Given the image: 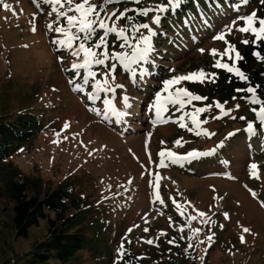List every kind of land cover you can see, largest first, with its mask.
<instances>
[{
	"label": "rangeland",
	"instance_id": "374dc122",
	"mask_svg": "<svg viewBox=\"0 0 264 264\" xmlns=\"http://www.w3.org/2000/svg\"><path fill=\"white\" fill-rule=\"evenodd\" d=\"M235 1L226 10L228 16L209 22V36L202 27L192 32L198 33L197 40L178 37L177 49L168 44L162 50L172 58L157 56L161 52L156 49L152 72L143 81L134 84L128 74L116 76L115 83L125 87L110 98L118 109L123 107L124 95L132 104L128 111L133 114L122 123L115 117L102 119L90 110L103 107L102 100L93 104L88 99L91 84L79 93L69 82L81 83L84 72L74 76L71 64L75 58L58 51L51 42L59 37L47 27L56 20L50 7L43 0H4L11 8L0 5V122H14L24 115L33 117L37 128L30 138L15 145L0 168V264H26L28 253L48 235L49 224L41 221L27 238L16 237L15 204L10 200L13 190H8L11 183L26 186L24 199L43 198L63 189L68 196L64 199L70 208L68 215L75 213L71 206L77 203L91 245L69 264H264V207L260 203L264 180L250 175V165L256 163L264 176V132L252 135L247 131L249 123L257 126L260 122L255 121L259 119L241 92L234 91L235 96L224 102L220 96L218 101L210 97V92L220 93L221 79L227 73L213 67L219 57L210 55V50L223 52L226 47L213 36L239 16L255 11L264 17L260 0ZM94 2L99 5L101 0ZM234 8L241 13L233 14ZM107 11L119 15L115 6L109 5ZM117 23L122 26L120 20ZM147 23L155 26L153 18ZM143 33L151 35L146 30ZM245 38L254 39L235 29L226 35L240 53ZM200 48L205 50L203 54ZM225 62L232 63L227 57ZM201 69L215 73L216 81H185L180 87L207 99L193 101L182 110L173 108L165 114L167 123H155L154 97L162 91V81ZM96 70L103 73L105 69ZM201 107L210 109L200 116L201 130L209 135H197L187 118L183 122L188 127L179 126L184 112ZM65 123L70 125L67 130ZM178 140L182 146L176 144ZM166 149L181 156L194 151L201 155L180 164L165 161L168 166L161 168L158 154ZM198 212L207 213L210 223H202ZM45 213L51 219L54 216ZM192 216L196 219L189 220ZM242 227L250 233H242ZM196 229H200L198 234ZM242 234L246 243L240 242ZM208 235H213L211 242ZM50 264L61 263L53 260Z\"/></svg>",
	"mask_w": 264,
	"mask_h": 264
},
{
	"label": "snow or ice",
	"instance_id": "6c2138e0",
	"mask_svg": "<svg viewBox=\"0 0 264 264\" xmlns=\"http://www.w3.org/2000/svg\"><path fill=\"white\" fill-rule=\"evenodd\" d=\"M36 2V0H34ZM140 3V0H136ZM264 3V0H260ZM45 5L50 7L52 14H55L56 20L53 23L48 24V30L56 33V37L51 42L56 46L58 51L63 50L70 53L74 57V62L71 64V70L74 76L80 77L81 70H83L84 75L81 83H74L70 80V83L74 84V90L79 93H84L85 87L91 84L93 91L88 93V99L94 104L97 101L102 100V108H91L97 116L102 119H108L110 117H115L120 122H125V120L131 116L133 113L128 111L132 108L130 103V97L124 95L121 97L123 107L118 109L113 99L110 97L115 95L117 89H123L125 86L122 84H116V72L118 66L130 76L131 81L135 84L143 81L147 78L150 72V66L155 63V43L154 37L159 33V29H154L149 23H140L138 25L131 24L128 27L120 26L117 21L124 19L126 25L129 24L131 17H126L124 12L117 15L116 11L108 12L107 8L109 5L113 4V0H101V3L97 5L94 0H43ZM184 3V0H166V3L158 4L154 8H147L143 10L140 15L148 16L149 13H155L153 17L154 25L162 24V16L165 12L170 11V8L179 9ZM0 5L4 9L11 8V5L0 0ZM16 13H14L15 15ZM113 17L116 19L113 20ZM35 19V17H33ZM239 21H243V26H238ZM111 22V23H110ZM55 25V27H54ZM233 29L241 34H248L254 39H242L241 43L244 45H249L250 43L261 47L264 51V17H259L255 11L246 15L239 16L235 21L230 22L228 25L224 26L220 32L213 36L214 40L223 41L226 45L223 52H219L217 49L210 50V55L213 57H219L215 60L213 67L217 69H223L227 73L234 75L239 80L250 83L248 75L241 69L239 62L244 58L241 53L236 49L235 45L231 44L227 39L226 35L232 34ZM36 31L35 27L32 29ZM102 30L103 34L99 35ZM141 30H146L151 35H144ZM131 33V34H129ZM115 34L116 38L121 41L120 48L121 51H109L108 35ZM139 38L137 39V35ZM94 37L98 39L94 40ZM25 47H27L25 45ZM202 54L204 49H198ZM254 56L259 58L264 62V55L261 51L254 52ZM225 57L228 61H232L231 64L225 62ZM58 60L62 63L63 56L58 57ZM147 65L148 67H145ZM105 69L103 73L99 71H94L93 69ZM170 72L175 71L174 69H169ZM217 79L215 73H206L204 70H197L195 72L183 75H177L169 78L166 81H162V91H158L154 97L155 103L153 105L155 113V123H167L168 120L165 118V114L171 109L177 108L179 110L184 109L187 106H191L193 101H202L207 99L206 97H201L199 95L193 94L186 87H180L183 82H193L204 84L207 82L214 83ZM237 92H243L248 95L244 97L251 105L258 106L253 107L252 111L259 119L260 124L254 126L249 123L247 125V131L255 135L257 131L264 132V90H261L259 85H254L251 87H245L237 89ZM103 93V99L101 94ZM235 99V97H234ZM215 107L220 111L228 115V112L224 109V106L220 103H216ZM237 107H239L237 105ZM208 107L194 108L192 112H184L183 116L180 117L179 126L182 128H187L188 124L183 122L185 118L190 120L191 124L195 126L197 135H209L207 132H202L200 116L209 111ZM70 127L68 123H65L64 128L67 130ZM191 130V129H189ZM55 142V141H54ZM178 146H182L181 142L176 141ZM161 157L160 167H167L168 164H180L182 161L196 158L201 154L199 152H190L187 155L181 156L170 150H163L158 154ZM251 178L256 180H264V176L261 175V170L256 163L250 165ZM160 178L157 177V180ZM158 187V185H157ZM253 198H257V193L250 190ZM157 200L160 199L159 191L156 192ZM162 202V201H161ZM176 203L175 201H173ZM261 206L264 207V200H260ZM178 209L181 208L179 203H176ZM184 215V212H181ZM199 217H202V223H210V218L205 212H198ZM227 218V214H225ZM189 220L196 219L195 216L189 217ZM147 231V229H145ZM181 232L184 231L183 228L180 229ZM250 229L247 227H242V233H250ZM195 232L198 234L200 229H196ZM207 240L211 242L213 240V235H208ZM240 242L246 243L245 237L242 234L240 236ZM146 243L152 244V240H147ZM173 243V241H169ZM204 243V241H201ZM123 247V245L121 246ZM124 253H121L123 256Z\"/></svg>",
	"mask_w": 264,
	"mask_h": 264
},
{
	"label": "trees",
	"instance_id": "16d2710c",
	"mask_svg": "<svg viewBox=\"0 0 264 264\" xmlns=\"http://www.w3.org/2000/svg\"><path fill=\"white\" fill-rule=\"evenodd\" d=\"M163 3H166V0H140V3H137L136 0H113V4L110 6L119 8V15L124 12L126 17H131L128 25H126L124 19L120 20L123 27H128L131 24L147 23L149 19L154 17L155 13H149L148 16H142L140 13L147 8H154L156 5ZM235 4H237L235 0H184L183 5L179 9L170 8V11L165 12L162 16L161 27L159 25L152 26L154 29H159V33L154 39L155 48L161 52V55L157 56L172 58L171 53L164 55L162 50L168 48V44L172 49H177L178 37L187 38L192 36L195 39L198 33L192 32L199 28H206L207 33L204 34L209 36L211 34L208 33V30L211 29V23L209 22L228 16L226 12L233 8ZM231 12L235 15L241 13L236 8ZM183 22H185L184 25ZM219 25L220 23L217 26ZM102 34L103 32L99 33V35ZM136 35L138 37L139 34ZM96 39L98 37L94 40ZM108 42L109 51L122 50L120 48L121 41L116 38L115 34L108 35ZM261 43L264 44V42ZM183 46L185 45L183 44ZM258 51H261L262 55H264L261 47L251 43L246 45L241 51V56L244 59L239 62V66L248 75L249 84L239 80L232 74L226 73L221 79V94L217 91L214 94L210 92V97H215L218 101L220 96V100L224 102L223 99L235 96L233 93L237 89L259 85L261 90H264V62L253 55L254 52ZM93 70L97 71L96 69ZM120 75L124 77L127 73H124L122 67L118 66L116 76ZM240 95L243 97L247 94L241 92ZM253 107L258 108V106L250 105L251 111ZM255 121L260 122L256 119ZM36 128L33 117L27 118L24 115L19 116L14 122H0V168L10 159L18 143L30 138ZM8 190H13V192L11 191L10 200L15 204L13 222L18 239L27 238L30 229L39 226L41 221H46L49 224L46 240L39 242L32 248L26 258V264H50L53 260L61 264H69L76 259V255L79 252L90 249V238L84 235V213L79 212V206L73 202L71 210H74L75 213L68 215L70 208L67 207V203L64 201L68 196L63 189L58 188L43 198L37 195L29 199H24L23 194L26 192L24 184L11 183ZM46 211L53 213L52 219L48 217L45 213Z\"/></svg>",
	"mask_w": 264,
	"mask_h": 264
},
{
	"label": "water",
	"instance_id": "95a60500",
	"mask_svg": "<svg viewBox=\"0 0 264 264\" xmlns=\"http://www.w3.org/2000/svg\"><path fill=\"white\" fill-rule=\"evenodd\" d=\"M203 116L205 115V113L202 114Z\"/></svg>",
	"mask_w": 264,
	"mask_h": 264
}]
</instances>
